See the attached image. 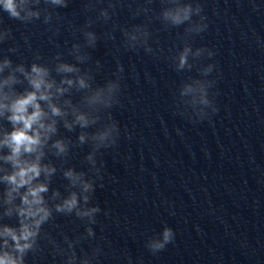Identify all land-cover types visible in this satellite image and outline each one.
Masks as SVG:
<instances>
[{"label":"water","instance_id":"1","mask_svg":"<svg viewBox=\"0 0 264 264\" xmlns=\"http://www.w3.org/2000/svg\"><path fill=\"white\" fill-rule=\"evenodd\" d=\"M107 3L92 0L94 6L85 7L89 0H69L67 7L48 8L53 17L47 23L43 15L22 22L0 12V24L11 32L0 42V56L14 63L38 59L54 69L57 53L75 62L71 46L83 45L80 29L91 20L98 40L86 48L89 58L81 69L93 74L95 84L114 78L117 62L123 69L119 104L108 110L120 135L100 150L102 179H96L90 201L101 208L91 225L95 235L87 237L86 221L74 214L54 212L26 264H63L57 248L67 247L65 236L81 237L78 257L101 249L92 264H264V0H200L208 26L198 34H185L186 24L165 26L162 0H151L150 11L139 15L133 13L145 0H112L105 22L97 16ZM39 6L47 7L44 0ZM133 24L148 27L151 52L125 46L121 28ZM185 40L214 55L203 54L191 69L177 71L173 57ZM209 62L215 64L208 78L215 81L210 95L217 110L198 119L180 102L179 88L202 78L199 69ZM71 95L75 103L82 93ZM100 115L97 126L105 122L104 111ZM0 123L10 128L8 121ZM79 131L58 126L70 148L63 160L46 157L58 167L48 195L66 191L64 167L95 176L85 159L91 144L74 143ZM3 222L16 224L17 218L5 216ZM164 224L175 238L153 253L147 240Z\"/></svg>","mask_w":264,"mask_h":264},{"label":"clouds","instance_id":"2","mask_svg":"<svg viewBox=\"0 0 264 264\" xmlns=\"http://www.w3.org/2000/svg\"><path fill=\"white\" fill-rule=\"evenodd\" d=\"M162 2L165 6L159 18L165 26L186 24L185 34H198L207 28L200 0ZM44 3L47 7L42 10L39 6L41 0H0V12H6L10 18L22 22L37 20L43 15V21L47 23L53 17L48 8L67 7L69 0H44ZM150 3L151 0H145V4L138 6L133 14L139 15L141 11L147 14L150 8L146 5ZM89 6H94L92 0L85 5ZM112 7V0H108L107 6L99 9L97 19L107 22L111 18L109 9ZM91 24L92 21L88 20L80 29L83 45L73 43L71 46L75 62L61 59V54L57 53L53 69L38 59L26 65L23 62L14 63L7 55L0 56V121L6 120L10 124L9 128L0 123V185H4L3 191H0V264H26L25 257L39 248L42 227L54 212L74 214L86 221L87 237L95 235L91 225L96 222V214L101 208L90 201L97 187L96 179H102L103 161L98 162L100 150L115 145L120 135L118 122L108 110L119 104V72L123 69L117 62L114 78L103 84H95L93 74L81 69V64L89 58L86 48H95L98 40ZM121 32L126 47L135 49L142 46L146 52L152 51L150 32L145 24H133L130 29L121 28ZM10 35V30L0 24V42ZM203 54L211 58L214 52L207 47L194 49L185 40L173 57L176 70L191 69L196 58ZM214 68V62L207 63L199 69L202 78L185 81L179 88L180 102L190 106V116L204 119L217 110L210 95L215 81L208 78ZM21 84L25 85L22 89L17 87ZM73 91L82 93L75 103L71 95ZM101 111L105 113V122L97 126L101 121ZM61 122L70 131L80 129L74 143L91 144L85 159L95 176L73 166L64 167L62 175L67 181L66 191L62 193L59 189H52L48 195L58 167L46 157L51 153L63 160L70 148V139L58 135ZM90 128L93 131H87ZM5 216H15L17 223L3 222ZM174 238V229L164 224L160 233L147 240L146 246L155 253ZM80 239L79 236L64 237L67 247L57 248L65 256L63 264H92L100 253L101 249L97 247L91 255L85 253L78 257L75 247ZM51 243L55 248V241Z\"/></svg>","mask_w":264,"mask_h":264}]
</instances>
